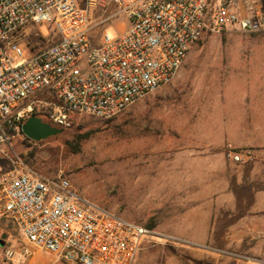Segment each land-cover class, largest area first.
<instances>
[{"label":"rangeland","instance_id":"rangeland-1","mask_svg":"<svg viewBox=\"0 0 264 264\" xmlns=\"http://www.w3.org/2000/svg\"><path fill=\"white\" fill-rule=\"evenodd\" d=\"M120 20L96 28L91 37L103 33L115 38ZM56 39L57 34L45 23H28L11 38L26 60ZM195 52H264V32H207L190 47L168 84L111 121L74 115L72 124L61 134L40 142L22 134L11 137L5 130L9 144L0 142L5 152L0 154V172L11 168L12 161L19 158L35 174L60 176L68 181L80 204L86 202L131 222L151 226L156 237L144 241L135 264H264V210L238 211L240 204L215 202L216 199L184 201L187 194L205 192L209 186L220 192L222 185L247 174L249 171L244 169L249 164L264 165V148L233 147L221 138L222 104L235 105L236 100L225 102L220 94L224 89H237L234 84L227 85L222 75L233 71L205 65L221 60L194 55ZM10 57L14 62L19 60L14 52ZM240 86L245 89V85ZM224 117L233 123L234 132L238 131L236 122L244 121L235 113ZM77 130L84 139L79 151L73 153L68 143L75 145L73 135ZM30 151H34V157L25 163L22 155ZM229 152L240 154L243 160L233 162ZM198 164L202 169L197 168ZM187 167H193L191 173L196 178L202 176L199 182L194 180L193 187L184 176ZM239 168L242 171L237 172ZM244 179V185H252ZM252 205L256 207V203ZM0 241L4 242L0 246V264H15L3 257V250L19 251L25 240L10 220L0 221ZM25 246L29 255L19 264H53L51 255Z\"/></svg>","mask_w":264,"mask_h":264},{"label":"built area","instance_id":"built-area-1","mask_svg":"<svg viewBox=\"0 0 264 264\" xmlns=\"http://www.w3.org/2000/svg\"><path fill=\"white\" fill-rule=\"evenodd\" d=\"M256 1L0 0V142L9 144L5 130L20 134L19 124L35 110L62 129L74 115L116 117L168 84L207 32H264ZM118 18L115 38L91 37ZM28 23L49 24L57 39L26 60L11 38ZM79 201L68 181L35 174L19 158L0 172V221L10 220L25 245L51 255L53 264H135L144 241L156 237ZM25 245L3 250V257L19 264L29 255Z\"/></svg>","mask_w":264,"mask_h":264},{"label":"crops","instance_id":"crops-1","mask_svg":"<svg viewBox=\"0 0 264 264\" xmlns=\"http://www.w3.org/2000/svg\"><path fill=\"white\" fill-rule=\"evenodd\" d=\"M258 5L264 8V0H257ZM194 55H204L208 59H220L221 61H214L205 63V65H212V67H220L224 71L232 70L233 72H226L222 75L225 78L227 85L229 83L236 85V90L224 89L221 92V98L225 102L229 99H235V105L227 102L222 104L221 114L223 115L220 122V127L223 133L221 138L229 145L240 148H264V52H250V53H223V52H195ZM235 55V56H234ZM244 59V61H224L233 59ZM184 63V62H183ZM235 71V73H234ZM240 84L245 85V89ZM235 106V110H231ZM235 113L237 117H244V121H237L238 131H233V123L226 121L224 115ZM242 131V132H241ZM199 165V164H198ZM244 171H249L247 174H240L234 182L221 186V191H217L214 186L206 188L205 192L194 191L192 194H187L184 201L188 203L195 202H221L230 201L240 204L238 211H262L264 210V165L257 166V164H249L245 166ZM258 167V168H256ZM197 168L202 169L201 165ZM193 167H187L185 170V178L191 182H199L201 175L197 178L191 171ZM225 170V168H224ZM242 171V169H238ZM195 177V178H194ZM247 178L252 185H244ZM195 180V181H194ZM246 183V182H245ZM243 184V185H242ZM185 187V185H182ZM189 187V186H187ZM198 188L201 186L197 185ZM223 197L221 199L220 195ZM220 198H216V196ZM214 196V197H213ZM256 203V207L254 205ZM248 204V206H247Z\"/></svg>","mask_w":264,"mask_h":264},{"label":"water","instance_id":"water-1","mask_svg":"<svg viewBox=\"0 0 264 264\" xmlns=\"http://www.w3.org/2000/svg\"><path fill=\"white\" fill-rule=\"evenodd\" d=\"M21 132L25 138L33 142H40L61 134L63 129L56 128L39 117L30 116L22 123ZM0 246H3L2 241H0Z\"/></svg>","mask_w":264,"mask_h":264},{"label":"trees","instance_id":"trees-1","mask_svg":"<svg viewBox=\"0 0 264 264\" xmlns=\"http://www.w3.org/2000/svg\"><path fill=\"white\" fill-rule=\"evenodd\" d=\"M31 116L41 117V112L38 111V110H35V111L31 114ZM89 117H90V116H89ZM112 119H113V118L108 119V121H111ZM42 120H43L44 122L47 123V121H46L45 119L42 118ZM24 121H25V120H24ZM24 121H23V122H24ZM23 122H21V123L19 124L20 134H22V132H21V125H22ZM71 124H72V121H71ZM79 129H81V128H79ZM78 131H79V130H77L76 133L74 132V135H73V137H74V139H75V141H76L75 145H72L71 143H68V147L72 150L73 153H77V152L79 151V146H80L81 142H82L83 139H84L83 136H82V134H80ZM22 135H23V134H22ZM33 157H34V151L26 152L24 155H22V158L24 159V162H25V163H29V159H32ZM145 227L151 229V226H145Z\"/></svg>","mask_w":264,"mask_h":264},{"label":"flooded vegetation","instance_id":"flooded-vegetation-1","mask_svg":"<svg viewBox=\"0 0 264 264\" xmlns=\"http://www.w3.org/2000/svg\"><path fill=\"white\" fill-rule=\"evenodd\" d=\"M3 246H4V242H3Z\"/></svg>","mask_w":264,"mask_h":264}]
</instances>
